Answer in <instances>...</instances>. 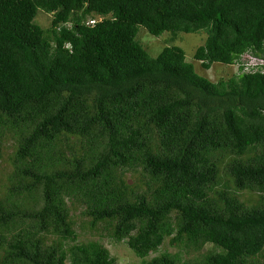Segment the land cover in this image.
I'll list each match as a JSON object with an SVG mask.
<instances>
[{"label": "trees", "instance_id": "trees-1", "mask_svg": "<svg viewBox=\"0 0 264 264\" xmlns=\"http://www.w3.org/2000/svg\"><path fill=\"white\" fill-rule=\"evenodd\" d=\"M139 26L204 30V69L264 58V0H0V264H115L77 242L69 201L139 264H264V73L212 81L177 45L151 57Z\"/></svg>", "mask_w": 264, "mask_h": 264}, {"label": "rangeland", "instance_id": "rangeland-1", "mask_svg": "<svg viewBox=\"0 0 264 264\" xmlns=\"http://www.w3.org/2000/svg\"><path fill=\"white\" fill-rule=\"evenodd\" d=\"M52 13L49 11H43L39 9L34 17V22L41 27L48 28L50 26V20ZM206 32L204 30H198L195 32H179V31H164L159 35L150 34L143 26H139L137 32L138 41L145 47L148 54L151 57H155L160 50L165 46L177 45L181 47L185 53L187 61L193 63L196 72L207 76L212 81H217L221 78L227 79L228 77L236 74L237 66L235 64H222L214 62L208 69L201 67L198 60L193 58L195 49L204 43ZM14 140L8 138L5 141L2 151V157L0 158V194L4 193V185L7 183L8 175L12 170V164L10 157L12 156ZM137 176L135 173L127 172L126 177L130 182L131 177ZM240 194L242 199H255L256 196L249 192L243 191ZM69 201V200H68ZM70 208V214L74 221V228L77 232V242H85L88 240H96L103 244L115 257V264H139L140 258L128 247L126 240L116 241L110 236V230L102 223L91 226L89 218L83 213V205L77 202H68ZM169 238H165L163 244L159 250H168L170 252H178L181 258H191L194 255L203 253L206 248H209L208 244L198 252L192 250L186 251L183 247L169 244ZM154 253H151L153 255Z\"/></svg>", "mask_w": 264, "mask_h": 264}, {"label": "built area", "instance_id": "built-area-1", "mask_svg": "<svg viewBox=\"0 0 264 264\" xmlns=\"http://www.w3.org/2000/svg\"><path fill=\"white\" fill-rule=\"evenodd\" d=\"M233 64L237 66V73H264V58L250 50L239 54Z\"/></svg>", "mask_w": 264, "mask_h": 264}, {"label": "clouds", "instance_id": "clouds-1", "mask_svg": "<svg viewBox=\"0 0 264 264\" xmlns=\"http://www.w3.org/2000/svg\"><path fill=\"white\" fill-rule=\"evenodd\" d=\"M101 16H95V17H87L86 19V23L87 24H93L95 23L96 21H98L100 19Z\"/></svg>", "mask_w": 264, "mask_h": 264}]
</instances>
